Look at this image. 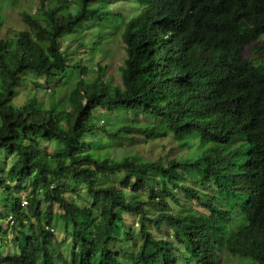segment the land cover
Wrapping results in <instances>:
<instances>
[{
    "label": "trees",
    "instance_id": "16d2710c",
    "mask_svg": "<svg viewBox=\"0 0 264 264\" xmlns=\"http://www.w3.org/2000/svg\"><path fill=\"white\" fill-rule=\"evenodd\" d=\"M38 2L0 39V264H264V0ZM117 34L121 87L85 80L76 49ZM135 136L177 154L104 153Z\"/></svg>",
    "mask_w": 264,
    "mask_h": 264
},
{
    "label": "rangeland",
    "instance_id": "374dc122",
    "mask_svg": "<svg viewBox=\"0 0 264 264\" xmlns=\"http://www.w3.org/2000/svg\"><path fill=\"white\" fill-rule=\"evenodd\" d=\"M39 0H17L16 5L4 10L5 20L2 30L0 31V39L9 40L15 39L17 33L24 29L21 16L26 13L29 15L36 14L39 8ZM89 38V37H88ZM88 41V40H87ZM69 44L72 49H76L77 41L69 38L65 41V44ZM74 58H79L82 61V66L85 67L84 79L87 81H94L99 78L105 81L111 89L120 88L121 81L119 70L123 67L124 60L126 59L123 46L120 42L118 34L115 36H108V39L103 42L97 51L90 50L89 48L76 49ZM242 57L245 60H251L254 65H259L264 62V35L256 42H253L243 48ZM73 80L66 86L58 89V93L55 97L64 96L69 89H71L77 83V77H73ZM35 82L40 84L42 90L39 91L38 96L43 97L48 102V94L50 89H45V80L43 78L35 79ZM32 84L28 81V89H31ZM28 89H21L18 97L16 98V104L20 105L26 100V94ZM57 89V88H56ZM113 129V128H112ZM175 147V143L171 139L145 141V138L135 136L132 143L126 141H118L117 143L104 150V153L110 160L117 162L121 160L122 156L131 152H137L146 159L156 161L158 159H164L167 157H173L177 153L171 152ZM7 156L0 151L1 162L4 163V157ZM8 159V158H7ZM7 164H4L5 170L9 168L10 160ZM82 190L81 193H83ZM2 224V221L0 222ZM6 226V224H3ZM59 250V248H58ZM219 264H252L249 259H239L237 257L229 256L226 252L219 254Z\"/></svg>",
    "mask_w": 264,
    "mask_h": 264
}]
</instances>
